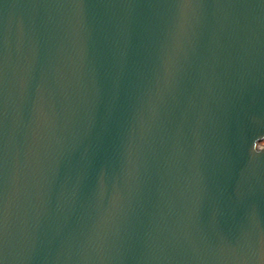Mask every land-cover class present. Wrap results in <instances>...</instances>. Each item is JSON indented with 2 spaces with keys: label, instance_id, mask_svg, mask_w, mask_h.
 I'll return each mask as SVG.
<instances>
[{
  "label": "water",
  "instance_id": "95a60500",
  "mask_svg": "<svg viewBox=\"0 0 264 264\" xmlns=\"http://www.w3.org/2000/svg\"><path fill=\"white\" fill-rule=\"evenodd\" d=\"M0 264H264V0H0Z\"/></svg>",
  "mask_w": 264,
  "mask_h": 264
}]
</instances>
